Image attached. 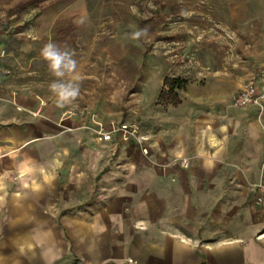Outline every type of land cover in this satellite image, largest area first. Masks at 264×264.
<instances>
[{"label": "crops", "instance_id": "1", "mask_svg": "<svg viewBox=\"0 0 264 264\" xmlns=\"http://www.w3.org/2000/svg\"><path fill=\"white\" fill-rule=\"evenodd\" d=\"M225 96L163 110L157 135L140 124L149 154L88 129L129 122L93 120L71 132L112 150L67 151L63 169L38 165L34 118L0 128V264H264V195L248 189L264 186V116Z\"/></svg>", "mask_w": 264, "mask_h": 264}, {"label": "rangeland", "instance_id": "2", "mask_svg": "<svg viewBox=\"0 0 264 264\" xmlns=\"http://www.w3.org/2000/svg\"><path fill=\"white\" fill-rule=\"evenodd\" d=\"M49 42L74 53L79 80L72 79L76 73L52 75L40 55ZM258 66H264V0H0V128L34 118L40 148L51 156L41 167L63 169L70 150L111 151L91 134L71 132L93 120L138 122L157 135L171 107L158 103L169 90L165 79L186 81L177 91L181 103L208 102L218 88L235 106L242 75ZM57 79L80 88L63 107L49 88ZM254 106L261 122L264 103ZM259 188L248 185L261 204Z\"/></svg>", "mask_w": 264, "mask_h": 264}, {"label": "built area", "instance_id": "3", "mask_svg": "<svg viewBox=\"0 0 264 264\" xmlns=\"http://www.w3.org/2000/svg\"><path fill=\"white\" fill-rule=\"evenodd\" d=\"M264 103V66L256 68L242 85L238 94L234 97V105L238 108H245L250 105H262ZM96 127L88 128L93 132L100 142L111 141L116 138L125 144L137 145L145 154L148 153V138L138 122L119 123L112 121L105 126L96 123ZM183 169L189 168V162L180 159ZM264 192V188H259ZM262 201V199H261Z\"/></svg>", "mask_w": 264, "mask_h": 264}, {"label": "clouds", "instance_id": "4", "mask_svg": "<svg viewBox=\"0 0 264 264\" xmlns=\"http://www.w3.org/2000/svg\"><path fill=\"white\" fill-rule=\"evenodd\" d=\"M146 33V29L137 31L133 38L138 39ZM40 55L47 62L48 69L53 76L63 78L76 73L72 75V79L79 80L77 61L73 58L74 53L71 50L61 51L55 43L49 42L42 48ZM49 88L56 96L57 105L61 107L71 103L80 94L79 84L64 83L60 79L52 82Z\"/></svg>", "mask_w": 264, "mask_h": 264}, {"label": "trees", "instance_id": "5", "mask_svg": "<svg viewBox=\"0 0 264 264\" xmlns=\"http://www.w3.org/2000/svg\"><path fill=\"white\" fill-rule=\"evenodd\" d=\"M186 81L181 79L169 80L165 79L164 87L169 88L168 91L163 89L160 93L158 103L163 104L165 107H177L181 104V100L177 91H181L185 88Z\"/></svg>", "mask_w": 264, "mask_h": 264}]
</instances>
